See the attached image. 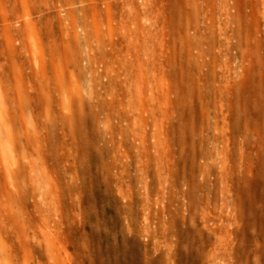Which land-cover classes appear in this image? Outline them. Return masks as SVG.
Wrapping results in <instances>:
<instances>
[{
    "label": "rangeland",
    "instance_id": "1",
    "mask_svg": "<svg viewBox=\"0 0 264 264\" xmlns=\"http://www.w3.org/2000/svg\"><path fill=\"white\" fill-rule=\"evenodd\" d=\"M193 44L205 52L212 79L204 96L211 121L222 75L234 82L239 146L250 152L252 168L233 199L262 218L264 0H0V143L12 146L9 164L0 153V264L46 261L35 233L52 202L60 203L61 227L72 236L68 250L79 247L72 264H116L122 238L146 241L127 229L120 204L107 195L105 171L93 162L100 143L92 134L105 132L104 115L117 107L110 93L122 96L131 85L120 80L136 74L144 115L167 112L180 123L197 113L194 89L180 78L190 73ZM249 134L251 147L244 137ZM22 226L28 234L18 242ZM87 243L107 251L100 263Z\"/></svg>",
    "mask_w": 264,
    "mask_h": 264
},
{
    "label": "bare ground",
    "instance_id": "2",
    "mask_svg": "<svg viewBox=\"0 0 264 264\" xmlns=\"http://www.w3.org/2000/svg\"><path fill=\"white\" fill-rule=\"evenodd\" d=\"M191 47L196 52L187 55L190 73H182L180 78L189 81L194 89L195 101L199 103L197 113L187 115L180 123L167 112L144 115L146 110L140 103L143 89L136 74L133 79L120 80L122 86L127 81L131 85L122 96L115 89L110 93L117 107L104 115L105 132L93 131V141L97 139L100 144L94 143L97 147L92 157L105 171V191L113 202L120 204L127 229L146 238L142 243L135 238H122L115 247L116 264H264V209L262 218H258L245 202L233 199L234 188L252 168L250 152L245 153L239 146L234 82L228 74L222 75L213 91L217 93V115L211 121L204 101L211 79L205 72V52L196 44ZM106 73L109 84L116 88L114 77H107ZM244 137L251 147V134ZM11 147L0 143L4 165L12 159L8 152ZM30 169L37 174L36 165L30 164ZM31 180L38 184L37 176H31ZM50 208L41 215L43 227L39 235L35 233L46 256L41 264H72L79 247L73 252L68 250L72 236L61 227L60 203L52 202ZM20 228L16 230L17 241L28 234L23 226ZM80 235L75 234V239L82 238ZM87 251L98 263L105 258L101 259V255L107 254L90 245ZM82 262L80 259L77 264Z\"/></svg>",
    "mask_w": 264,
    "mask_h": 264
}]
</instances>
